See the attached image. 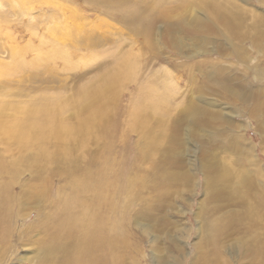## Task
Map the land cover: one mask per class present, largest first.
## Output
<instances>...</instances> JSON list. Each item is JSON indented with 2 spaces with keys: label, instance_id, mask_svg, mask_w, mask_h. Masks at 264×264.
<instances>
[{
  "label": "rangeland",
  "instance_id": "374dc122",
  "mask_svg": "<svg viewBox=\"0 0 264 264\" xmlns=\"http://www.w3.org/2000/svg\"><path fill=\"white\" fill-rule=\"evenodd\" d=\"M253 233L264 0H0V264H264Z\"/></svg>",
  "mask_w": 264,
  "mask_h": 264
},
{
  "label": "bare ground",
  "instance_id": "6f19581e",
  "mask_svg": "<svg viewBox=\"0 0 264 264\" xmlns=\"http://www.w3.org/2000/svg\"><path fill=\"white\" fill-rule=\"evenodd\" d=\"M260 31V30H259ZM4 69V68H3ZM8 70V69H7ZM19 70V69H18ZM10 72V74H11V72H13V71H11V70H9ZM8 72V71H7ZM8 73V74H9ZM13 73H15V74H17L16 72H13ZM19 73V72H18ZM20 74V73H19ZM56 99V98H55ZM54 99V102H52V101H50V102H48L47 103V101H46V99H45V101H44V105L43 106H41V101H37V102H34V104H33V108L31 109V107L29 108V110H28V108H27V110H25V111H23L22 113L23 114H25V115H45L46 117H49V116H47V115H50V117H51V119H53V115H55V114H57V115H61V114H63V109H62V107H63V103L64 102H60V101H56ZM62 101V100H61ZM66 106H67V104H65ZM64 105V107H66ZM85 107V106H84ZM84 107H83V105L81 106V105H79L78 104V110H79V112H82L83 110H85L84 109ZM87 107H89V104H87ZM86 107V108H87ZM66 109V108H65ZM64 109V110H65ZM78 110L76 111V112H78ZM16 112V111H15ZM39 117V116H38ZM59 117V116H58ZM62 117V116H61ZM25 118H27V117H25ZM32 119V118H31ZM26 120V119H25ZM25 120H24V123H26V125H27V122H25ZM28 120V119H27ZM35 120H36V118H35ZM34 120V121H35ZM60 120L61 121H64V120H62L61 118H60ZM34 121L32 120V122L34 123ZM32 122H30V125H31V123ZM39 122V121H38ZM64 122H62V124H57L58 126L57 127H55L54 129H53V131H55L54 133H56L57 134V136L59 135V134H70V133H74V131H77L76 130V126H66V125H64L63 124ZM79 123H81V122H79ZM23 125H25V124H22V126ZM47 125V124H46ZM50 126V125H49ZM79 126V125H78ZM25 127V129L27 128V129H29L30 130V128H28L27 126H24ZM24 127L22 128L23 130H25L24 129ZM35 127V126H34ZM40 127H43V126H40ZM43 128H45V127H43ZM21 129V128H20ZM19 129V130H20ZM27 129H26V131H27ZM42 129V128H41ZM18 130V131H19ZM28 130V131H29ZM36 130V129H35ZM34 130V131H35ZM40 130V129H39ZM26 131H23L22 133H24V132H26ZM46 131V130H45ZM52 131V132H53ZM19 132H21V130L19 131ZM32 132V131H31ZM78 132V131H77ZM27 133V132H26ZM79 133V132H78ZM32 134V133H31ZM15 135V134H14ZM27 135H28V133H27ZM23 136H26L25 134L23 135ZM22 135H21V137H23ZM62 136V135H61ZM19 137V136H18ZM20 137V138H21ZM27 137V136H26ZM27 139V138H26ZM18 140V139H17ZM25 140V139H24ZM78 143V142H77ZM71 150V149H70ZM72 152V151H71ZM58 156V155H57ZM26 163V162H25ZM28 163V162H27ZM240 187V186H239ZM257 191H255V195L257 194L256 193ZM259 192V191H258ZM256 196H258V200H257V203L255 204V205H257L258 207H260V208H263V201H260L261 200V197L259 196V194L258 195H256ZM247 208V207H246ZM249 210V209H248ZM247 217V216H246ZM100 236V235H99ZM253 237H254V239L255 240H257V244H258V247H257V245H256V248H255V250L253 251V254L255 253V254H260L261 252H264V239H262L261 237H259L258 236V234H254L253 233ZM263 237H264V234H263ZM94 240V239H93ZM243 244V243H242ZM46 245V244H45ZM89 245V244H88ZM244 245V244H243ZM248 245V244H247ZM65 246V245H64ZM255 246V245H254ZM42 247V246H41ZM224 247V246H223ZM245 247V246H244ZM92 248H94L95 249V247H92ZM249 249V248H248ZM247 250V249H246ZM39 251V250H38ZM41 255L40 256H38L39 257V259L44 263V264H56V263H58V264H60L59 262H58V260L60 259V257H61V253H63V247H61V245H54V246H52V245H50V246H46L45 248L44 247H42L41 248ZM250 251V250H249ZM249 251H247L248 253H249ZM245 252V251H244ZM39 253V252H38ZM249 254H251V253H249ZM252 254V255H253ZM252 255H250V257L252 256ZM37 257V256H36ZM57 257V258H56ZM210 260V259H209ZM72 261H74V264H108L109 263V261H107L106 259H102L101 261H99V262H97L96 263V261L94 262V259H91L90 258V256H89V258H87L84 262H82L81 260H79L78 258L75 260H72ZM71 261V262H72ZM61 262V261H60ZM112 262V261H111ZM115 263V262H114ZM211 264V263H210Z\"/></svg>",
  "mask_w": 264,
  "mask_h": 264
}]
</instances>
